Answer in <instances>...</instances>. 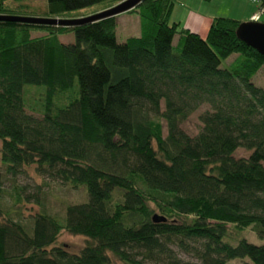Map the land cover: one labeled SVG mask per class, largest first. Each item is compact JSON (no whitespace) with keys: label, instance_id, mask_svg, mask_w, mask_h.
<instances>
[{"label":"trees","instance_id":"trees-1","mask_svg":"<svg viewBox=\"0 0 264 264\" xmlns=\"http://www.w3.org/2000/svg\"><path fill=\"white\" fill-rule=\"evenodd\" d=\"M26 1L0 0V13L35 15ZM120 1L46 0L36 16ZM175 1L128 10L140 34L123 41L115 16L73 27L0 20L1 165L15 176L35 164L87 195L62 220L41 210L28 225L3 210L0 172V264H192L172 246L189 253L197 241L204 264H264V244L225 242L230 227L264 238V89L252 82L264 55L237 36L238 19L212 18L204 37L169 23ZM25 86L40 90V118L25 111ZM201 104L210 110L190 136L181 124ZM238 147L251 152L236 158ZM62 230L85 237L78 253L57 244Z\"/></svg>","mask_w":264,"mask_h":264},{"label":"rangeland","instance_id":"rangeland-1","mask_svg":"<svg viewBox=\"0 0 264 264\" xmlns=\"http://www.w3.org/2000/svg\"><path fill=\"white\" fill-rule=\"evenodd\" d=\"M33 8H30V13L39 15L38 12L43 5L46 6V0H33ZM118 3V2H117ZM116 4V3H115ZM113 4H95L89 7H85L77 12L78 15L86 16L103 9L109 8ZM259 4L251 0H176L169 14L168 22L172 23L174 19L180 20L179 28L183 27L182 23H191L186 21V13L192 11L198 15L210 14L214 17H230L238 19L241 22L255 21L264 23V10H259ZM127 12V11H126ZM75 16V17H81ZM256 17V19L251 18ZM72 18V17H64ZM194 19V18H192ZM117 23L115 27L117 39H122L123 35H137L140 33V19L135 13H122L117 16ZM40 30L33 29L31 34L38 35ZM59 39L64 43L73 42V34L68 32L66 34L59 35ZM176 41V40H175ZM234 58V55L225 61V64L229 63ZM252 82L264 89V66H262L257 73L252 77ZM24 101L25 111L34 117L40 118L41 115V101L40 90L35 87L25 86ZM206 110H210L207 104H201L196 110H194L187 119L181 124V128L190 136H194L200 130L202 123L199 120V115ZM162 125L163 136L166 135V124L161 118H157ZM1 147V142H0ZM250 150L243 147H238L233 155L236 158L247 157L250 154ZM1 155V153H0ZM1 172V184L4 190L2 195V208L4 211H11L12 216L22 223L30 225L33 216L39 211L43 210L48 214L57 216L60 220L64 217L65 207L68 204L81 203L86 201L87 195L83 187L73 188L68 184L62 183L58 180H53L47 175L40 174L36 170V165L23 166L21 172L15 176H12L5 172L0 162ZM135 183L139 189H145V185L138 177H134ZM116 193V192H115ZM27 196L30 198L27 201ZM116 196V194H115ZM17 198L20 201L17 203ZM17 204V206H15ZM0 219L2 217L0 216ZM230 226V225H229ZM230 237L225 239V242L234 246L237 241L244 238L249 243L255 245L264 244V238H259L252 229L245 228L241 231H234L232 227L229 228ZM57 244L62 245L70 253H78L85 245V237L82 235H72L62 230L57 238ZM189 246L192 249L189 253H185L177 246H172L177 257L183 262H191L192 264H204L199 255L203 251L202 241L195 243L190 242ZM114 264H122L116 258L111 256ZM225 264H251L248 259H232L226 261Z\"/></svg>","mask_w":264,"mask_h":264},{"label":"water","instance_id":"water-1","mask_svg":"<svg viewBox=\"0 0 264 264\" xmlns=\"http://www.w3.org/2000/svg\"><path fill=\"white\" fill-rule=\"evenodd\" d=\"M142 0H121L115 5L81 17L64 18L51 16H36V15H19L0 13L1 21H17L27 24H49L55 26L73 27L87 22H93L105 17L115 16L119 13L126 12L137 6ZM237 36L246 45L254 48L258 53L264 55V23L250 20L242 22L236 30ZM164 220L153 216V221Z\"/></svg>","mask_w":264,"mask_h":264},{"label":"crops","instance_id":"crops-1","mask_svg":"<svg viewBox=\"0 0 264 264\" xmlns=\"http://www.w3.org/2000/svg\"><path fill=\"white\" fill-rule=\"evenodd\" d=\"M179 1H181V0H179ZM211 1H215V0H210L208 2H211ZM25 3H26L28 8H33V6H32L33 3H34L33 0H27ZM41 8L42 9H40L38 11L40 14H42L44 12L45 5H43ZM122 13H135V14H137L136 12H128V11L127 12H122ZM122 13H119V15H121ZM117 16H118V14L115 15V20L117 19ZM212 17H213V15H210V14H208V15L205 14V16L204 15H198V14L193 13L192 11L189 10L188 14L186 13V17L185 18H186V21L188 20L190 23L193 20L194 23H191V24L194 25V26H191L189 23L188 24L184 23V25L182 23V26H183V28H187V29H189V30H191L193 32H196L199 35L204 37L206 32H207V30H208V26L210 24V21H211ZM192 18H194V19H192ZM251 18H253V17L251 16ZM250 20H253V19H250ZM173 22H177L178 24H181V21L177 20V19H174ZM116 23H117V20H116ZM139 34H137V35H126L125 34V35H123L121 37L122 39H120V41H123V40H125V39H127L128 37H131V36H139Z\"/></svg>","mask_w":264,"mask_h":264},{"label":"built area","instance_id":"built-area-1","mask_svg":"<svg viewBox=\"0 0 264 264\" xmlns=\"http://www.w3.org/2000/svg\"><path fill=\"white\" fill-rule=\"evenodd\" d=\"M253 2H257L259 4V10L263 11L264 10V0H251ZM254 19H256V17H253Z\"/></svg>","mask_w":264,"mask_h":264}]
</instances>
